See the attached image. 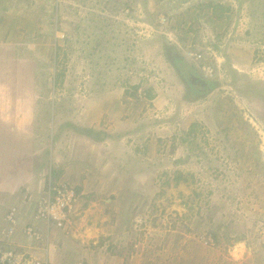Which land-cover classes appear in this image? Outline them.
I'll list each match as a JSON object with an SVG mask.
<instances>
[{
    "label": "rangeland",
    "instance_id": "obj_1",
    "mask_svg": "<svg viewBox=\"0 0 264 264\" xmlns=\"http://www.w3.org/2000/svg\"><path fill=\"white\" fill-rule=\"evenodd\" d=\"M80 135L108 151L102 168L126 161L82 213L99 229L75 264H264V0H0V232L61 183L53 150L62 166ZM50 225L26 245L0 233V256L53 264L30 251Z\"/></svg>",
    "mask_w": 264,
    "mask_h": 264
},
{
    "label": "crops",
    "instance_id": "obj_2",
    "mask_svg": "<svg viewBox=\"0 0 264 264\" xmlns=\"http://www.w3.org/2000/svg\"><path fill=\"white\" fill-rule=\"evenodd\" d=\"M76 138L77 139L79 138V140H76L74 141V143H72L73 145L71 146V148H69L71 152L69 153L66 152L67 158L65 159V161H67L66 163L71 162L70 164L63 163V165L60 166L58 164V161L60 160L61 155L58 153V150L57 151L53 150L52 161H54L55 164L53 165V168H52L53 170H51V174H49L50 178L52 177L51 179L55 180L56 182L57 181L66 182L70 184L71 186H73L76 190L78 199L74 207L73 223L69 226L68 229H65V230H63L62 228H58L54 225H50V229H51L50 248L44 251L36 250V248L30 249L32 254H34L35 252V254L37 255L40 254L41 257L45 255V257L48 258L53 264H75L82 260L85 261L86 258L89 257V254L91 252H94L93 248L83 249L82 247H85V246H83L81 242H83L84 240V238L82 237H85L87 227H90V228L94 227V229H97V230L99 229L98 221L96 222L94 221V219H92V222L90 225L86 224L84 226L83 223H84L85 214L82 215V213L87 214L88 210L91 211L95 207L100 208L99 206H97L98 205V201H97L98 193H100L98 192V188L100 187L101 183L106 177H108L107 181H109V179L112 177V176H107L105 169L108 168L110 171L111 169L110 165L112 164L116 166L115 168H118L119 164L123 166L126 161L124 157L120 160V158H115L114 156L111 164H106L105 166L106 168H102V165H101L102 156L101 155L103 152H105L103 150L104 148H101L100 150H98V148H95L94 150H92L94 147L98 146L97 144H99V141H90L89 140L90 138L88 139V137H83L81 135ZM82 141H85V143L88 144L86 148H84L85 146H83ZM104 141L106 140L103 139L100 142H104ZM88 146H94V147L88 148ZM75 152H78V154L76 153V155H74ZM60 153H63V150H61ZM70 158L71 160L69 161ZM55 167H57V169ZM58 167H61V168H58ZM71 173L73 175L70 176ZM42 180H43L42 178H36L35 181L32 182L33 188L41 190L40 183H42ZM89 188H92L90 190L91 194L89 193L87 194V189ZM1 197L4 199L5 196L3 193H1ZM87 199H88V204L86 205ZM82 204H84L85 206H82ZM0 205H1V202H0ZM34 208H35V202L32 204L31 209L28 210V213H26L24 222L31 221L29 218V215H30L29 213H31L34 210ZM104 222L105 220H103L101 223L102 227H104ZM37 226L40 229L44 230V228L47 227L48 224L45 221H39L37 223ZM27 238L28 237H26L24 234H21V233H17L14 237V239L20 245L30 244L31 241ZM120 260L121 258L112 256L109 263L110 264H113V263L121 264L122 261L120 262Z\"/></svg>",
    "mask_w": 264,
    "mask_h": 264
},
{
    "label": "built area",
    "instance_id": "obj_3",
    "mask_svg": "<svg viewBox=\"0 0 264 264\" xmlns=\"http://www.w3.org/2000/svg\"><path fill=\"white\" fill-rule=\"evenodd\" d=\"M77 199L76 190L70 184L66 182L54 186L50 184L48 189L37 197L34 210L29 213L31 221L24 222L26 213L22 205L12 207L4 218L6 224H9V229L4 228L1 233L12 235L18 231L29 238L40 240L42 235H47L43 234L37 226L39 221H45L48 225L52 223L58 228H67L72 223ZM24 260L12 244L10 248L3 249L0 256V264H25ZM42 264H48V262H42Z\"/></svg>",
    "mask_w": 264,
    "mask_h": 264
},
{
    "label": "trees",
    "instance_id": "obj_4",
    "mask_svg": "<svg viewBox=\"0 0 264 264\" xmlns=\"http://www.w3.org/2000/svg\"><path fill=\"white\" fill-rule=\"evenodd\" d=\"M217 6H220V5H216V7ZM172 61H173V64L175 66L179 67V72L183 73L182 68H183V64L186 62L185 59L182 56L176 54L172 58ZM56 75L58 76L59 74H56ZM55 79H56V76H55ZM186 80H188V83L190 84V86L193 85V86L198 87L197 88L198 90H195L196 92H199V91L201 92V90H202V92H205L207 89H210L211 87H213V86H211V85H213L211 82L207 83V81H205L207 79H200L198 77L195 78L194 76H189L188 78H186ZM149 92H150V89L147 90V95H149V97H152V94H150ZM77 130L81 134L87 135V136L93 138L94 140H103L104 137L106 136L105 132H103L101 130H96L92 127L79 126V128H77ZM175 179H176V181L179 182L180 180L186 179V177L184 176V174L182 172H178L177 175L175 176Z\"/></svg>",
    "mask_w": 264,
    "mask_h": 264
}]
</instances>
